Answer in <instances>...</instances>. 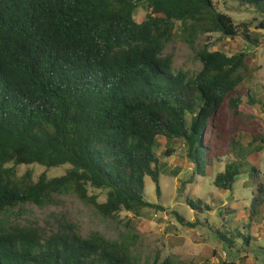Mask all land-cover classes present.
Wrapping results in <instances>:
<instances>
[{
    "label": "trees",
    "instance_id": "16d2710c",
    "mask_svg": "<svg viewBox=\"0 0 264 264\" xmlns=\"http://www.w3.org/2000/svg\"><path fill=\"white\" fill-rule=\"evenodd\" d=\"M242 1L264 13V0ZM250 29L214 0H0V264H139L135 234L114 240L63 227L47 236L15 216L27 204H55L57 195H75L104 219L158 207L146 198L145 179L160 196V136L185 140L195 174L233 151L237 158L214 180L222 191L249 170L256 180V158L246 159L227 126L229 114H242L245 96L255 101L243 86L247 54L205 44L196 52L197 72L175 69L173 55H164L177 30L195 49L201 36L215 33L258 43ZM257 138L261 152L264 131ZM32 164L68 167L54 177L19 174V166ZM262 206L264 180L251 202L254 215ZM216 232L230 248L240 237L254 239L239 229L237 236Z\"/></svg>",
    "mask_w": 264,
    "mask_h": 264
},
{
    "label": "rangeland",
    "instance_id": "374dc122",
    "mask_svg": "<svg viewBox=\"0 0 264 264\" xmlns=\"http://www.w3.org/2000/svg\"><path fill=\"white\" fill-rule=\"evenodd\" d=\"M214 2L218 10L233 16L236 24L250 23L253 38H257L258 43L252 44L241 36L225 38L215 33L201 36L193 49L177 30L164 55H173L175 69L197 72L202 63L197 59L196 52L205 44H212V50L247 54L248 71L243 86L255 101L245 96L242 114L238 117L229 114L227 126L231 138L239 141L246 159L252 161L256 158L259 170L256 180L255 174L249 170L238 177L232 191H222L214 180L228 163L237 158L233 151H229L221 161H215L214 165L206 166L204 175L195 174L197 169L188 157L185 140L160 136L161 146L155 148L164 164L160 176V196L156 183L149 176L145 179L146 198L158 207L145 208L139 214L123 211L117 220L104 219L95 212L94 207L75 195H57V202L45 208L33 204L23 206L17 212L16 219L37 227L47 236L63 227L83 236L98 231L114 240L131 238L135 234L136 238L132 237L131 241L133 239L137 244L135 255L139 264L155 261L219 264L222 260H233L236 264H264V206L257 215H254L251 207L256 185L264 180V149L255 151L260 145L257 137L264 131V13L242 0ZM146 14L147 8L143 5L136 11L137 20L144 19ZM167 150H171L170 156L164 155ZM67 167L46 168L32 164L19 166L18 171L23 174L31 170L37 179L44 172L49 177L62 175ZM92 191L98 194L99 201L106 200L105 192ZM189 198L196 201L197 207L188 203ZM180 215L196 223V226L183 224ZM248 224H251L250 232ZM220 229L231 230L235 236V229H239L243 235L251 233L254 239L247 243L246 239L240 237L230 248L219 239L216 231ZM243 258L245 261L241 260Z\"/></svg>",
    "mask_w": 264,
    "mask_h": 264
}]
</instances>
